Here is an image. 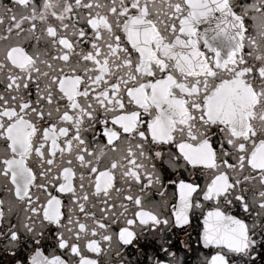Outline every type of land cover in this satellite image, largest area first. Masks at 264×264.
<instances>
[{"label":"snow or ice","instance_id":"snow-or-ice-1","mask_svg":"<svg viewBox=\"0 0 264 264\" xmlns=\"http://www.w3.org/2000/svg\"><path fill=\"white\" fill-rule=\"evenodd\" d=\"M189 229L264 264V0H0V264H188Z\"/></svg>","mask_w":264,"mask_h":264},{"label":"flooded vegetation","instance_id":"flooded-vegetation-1","mask_svg":"<svg viewBox=\"0 0 264 264\" xmlns=\"http://www.w3.org/2000/svg\"><path fill=\"white\" fill-rule=\"evenodd\" d=\"M236 211L238 214V210H236ZM195 223L196 222L194 221V225H195ZM189 231L191 232V237H192V247L194 249H197V252H196V254H189V256L187 257V260H188V264H196L197 256L200 254H208L209 250L203 248L202 244L197 243V231H198L197 229H189ZM179 239H181V240L186 239L183 232H181L179 234Z\"/></svg>","mask_w":264,"mask_h":264}]
</instances>
